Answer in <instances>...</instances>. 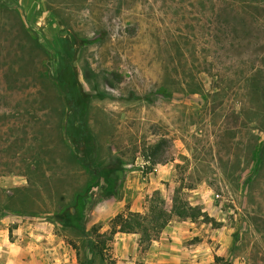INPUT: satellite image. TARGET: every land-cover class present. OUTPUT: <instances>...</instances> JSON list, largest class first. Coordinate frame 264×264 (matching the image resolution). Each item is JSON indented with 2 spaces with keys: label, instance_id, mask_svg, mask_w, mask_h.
<instances>
[{
  "label": "rangeland",
  "instance_id": "1",
  "mask_svg": "<svg viewBox=\"0 0 264 264\" xmlns=\"http://www.w3.org/2000/svg\"><path fill=\"white\" fill-rule=\"evenodd\" d=\"M239 1L0 0V264H264V113L241 79L264 74V4ZM33 37L52 70L76 40L96 164L120 165L112 191L70 154ZM153 145L156 163L143 158ZM175 192L206 217L172 219L146 248L110 236L116 214Z\"/></svg>",
  "mask_w": 264,
  "mask_h": 264
},
{
  "label": "trees",
  "instance_id": "2",
  "mask_svg": "<svg viewBox=\"0 0 264 264\" xmlns=\"http://www.w3.org/2000/svg\"><path fill=\"white\" fill-rule=\"evenodd\" d=\"M239 3L261 8L263 6L261 4H264V0H247L245 2L239 1ZM1 6H4V4L0 3V7ZM9 10L16 13L15 10ZM21 25L22 31L28 35V29L24 28L23 23H21ZM31 42L37 50L47 53L48 57H50L48 59L45 74L47 78L52 80L63 102L65 122L62 126V130L63 135L69 142L70 154L77 164L86 170L97 182L100 180L103 181L104 187L101 188L112 191L114 186L118 184L116 171L120 165L113 162L103 166L96 164V141L87 123V112L93 95L82 89L76 77L72 60L70 59L71 56L76 54V40L71 38L67 41L65 53L61 56L53 70L51 56L47 48L43 46L37 37H33ZM39 74L40 73H38V75ZM241 79L243 82L242 86L245 88L246 98L250 103H253V107L255 105V110L264 113V74L255 69L249 71V75L246 77L243 76ZM9 86L20 89L23 88V90L28 89V85L24 84L21 86ZM257 126L260 130L264 129V118L263 122L261 121ZM156 148L157 145L148 148V154L143 155L145 161L149 160L151 163L158 162L156 161L155 155ZM263 160L264 159L260 157L261 164ZM89 188L90 186L87 187L86 191H88ZM13 213L20 215L26 214L17 210L13 211ZM59 214L63 224L72 226V215L69 211L63 209L59 211ZM199 217H206L205 212L202 211L200 206L190 205L175 192L171 197V204L169 206L166 205L163 200H157L149 205L145 213L129 210L116 214L111 219L109 233L110 236L115 233L139 234V245L146 248L153 240L159 237L161 231L172 219L176 218L181 221H193ZM77 226L79 227V229H77L80 234L84 235L85 231L83 224L78 223ZM105 241L106 239H102L101 244H104ZM89 245L92 247L91 253L93 249H98L99 247L97 243L92 244L91 241H89Z\"/></svg>",
  "mask_w": 264,
  "mask_h": 264
},
{
  "label": "crops",
  "instance_id": "3",
  "mask_svg": "<svg viewBox=\"0 0 264 264\" xmlns=\"http://www.w3.org/2000/svg\"><path fill=\"white\" fill-rule=\"evenodd\" d=\"M177 228V227H179V228H181L182 227V225H180L179 223H176V225L173 227V228H169L168 229V227H167V229H168V234L169 235H172V236H174L173 237V239H172V241H175V238H176V232L174 233V228ZM171 232V233H170ZM121 234H123V233H121ZM160 240H162V238H159ZM159 243H161V241H157V240H153V244H159ZM151 245L153 248H154V245ZM6 245V244H5ZM9 245H10V243H9ZM9 245L7 244L6 246H5V248L7 249L8 247H9ZM14 245V244H13ZM12 245V246H13ZM3 254H5L6 256H9V254H8V252H4L2 249H0V256H2ZM67 258V260H69V262H71V264H72V258L71 257H66ZM73 261H75V260H73Z\"/></svg>",
  "mask_w": 264,
  "mask_h": 264
}]
</instances>
